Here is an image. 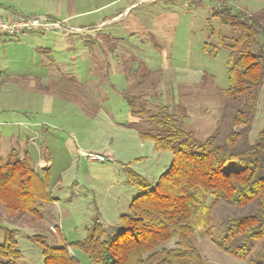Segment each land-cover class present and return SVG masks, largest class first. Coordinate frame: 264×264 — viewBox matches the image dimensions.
Wrapping results in <instances>:
<instances>
[{"label":"rangeland","instance_id":"1","mask_svg":"<svg viewBox=\"0 0 264 264\" xmlns=\"http://www.w3.org/2000/svg\"><path fill=\"white\" fill-rule=\"evenodd\" d=\"M0 5L54 15L68 28H88L35 31L0 42V73L11 75L9 82L0 81V112L3 106L19 108L27 122L35 114L43 124L31 128L5 119L10 124L0 125V137L14 131L21 141L10 145L0 138V158L7 159L14 147L21 156L29 153L39 172L51 168L52 200L40 203L39 215H0V242L1 227L17 229L26 264H43L41 247L28 235H44L49 245L59 246L85 238L96 220L119 227L120 215L140 194L128 183L123 165L151 184L170 167L171 152L158 151L152 140L140 137L139 131L150 128L131 114L128 96H143L152 113L165 106L182 112L184 127L202 140L217 129L225 132L233 106L220 95L229 87V51L222 36L235 33L213 12L221 6L249 15L264 11V0H0ZM6 14L0 10V16ZM52 72L57 78L46 81ZM141 100L138 108L144 107ZM263 126L264 88L253 141ZM107 149L113 159L108 156L104 163L83 154ZM232 211L221 202L215 218ZM196 246L207 264H248L218 250L201 229ZM71 251L79 264H93L82 250Z\"/></svg>","mask_w":264,"mask_h":264},{"label":"trees","instance_id":"2","mask_svg":"<svg viewBox=\"0 0 264 264\" xmlns=\"http://www.w3.org/2000/svg\"><path fill=\"white\" fill-rule=\"evenodd\" d=\"M0 9L14 17L35 16L10 6ZM213 15L235 33L222 36L229 51V87L220 95L233 106L228 128L202 140L184 127L187 116L182 112L165 106L152 113L143 96H128L131 114L142 117L150 128L138 130L140 137L152 140L158 151L171 152L170 167L151 184L123 165L128 183L140 194L132 199L128 213L120 215L116 229L96 220L85 238L59 246L49 245L44 235H28L41 247L43 264H79L72 248L85 252L93 264H207L196 246L199 229L221 252L248 264H264V126L251 139L264 88V11L249 15L221 6ZM99 26H92V31ZM140 100L144 107L138 108ZM50 170L39 172L29 153L21 156L16 148L7 159L0 158V215H39L40 203L52 200ZM221 202L233 211L216 220ZM1 231L0 264H26L18 230L3 226Z\"/></svg>","mask_w":264,"mask_h":264},{"label":"built area","instance_id":"3","mask_svg":"<svg viewBox=\"0 0 264 264\" xmlns=\"http://www.w3.org/2000/svg\"><path fill=\"white\" fill-rule=\"evenodd\" d=\"M66 30H71L70 32L83 31L81 28L75 29L65 27V22L45 15L29 17L0 16V39L16 38L23 33L35 31L50 32ZM84 156L90 162L104 163L108 161V157L101 153L84 152Z\"/></svg>","mask_w":264,"mask_h":264},{"label":"crops","instance_id":"4","mask_svg":"<svg viewBox=\"0 0 264 264\" xmlns=\"http://www.w3.org/2000/svg\"><path fill=\"white\" fill-rule=\"evenodd\" d=\"M10 7H12V6H10ZM14 8V7H13ZM1 10V9H0ZM1 11H3V10H1ZM20 11V10H19ZM7 14L5 15V17H8V16H12L9 12H6ZM23 14H25V13H23ZM25 15H31V14H25ZM33 15H36V14H33ZM118 16H116V18H117ZM81 27V26H80ZM83 31L85 30V29H83V27L81 28ZM24 34H26V33H24ZM23 34V35H24ZM41 34V33H40ZM19 38V37H18ZM14 39H16V38H14ZM2 40H4V39H1L0 40V42H2ZM49 75H51L50 77H48L47 78V80L46 81H49V80H52V79H55V78H57V76H56V74L55 73H48ZM10 76L11 75H9V74H2V73H0V81H4V82H9V80H11V78H10ZM52 78V79H51ZM44 86H42L43 88L44 87H47L48 85H49V83L47 84V86L45 85V84H43ZM47 107H49V104H48V106ZM48 110V109H47ZM17 112H19V115L17 116L16 114H17ZM26 112H28V111H26ZM49 113H50V111H48ZM28 113H30V112H28ZM24 110H21V109H19V108H15V107H9V106H3L2 107V110H1V112H0V118H2L3 120H2V122H1V124L0 125H7V124H10L8 121H6L5 119H9V120H11L10 122L12 123V120H18L19 121V123H15L14 125H16V126H22L23 125V123H26L29 127H31V128H35V127H40V126H42L41 124H39V123H41V122H39V121H37V119H35L36 118V115L34 114V117H33V119L32 118H30L29 117V121L30 122H27V117H26V119H24ZM26 120V121H25ZM26 127V126H25ZM5 140H6V142H8V144H10V145H16L17 143H19V141H21V139H20V136L16 133V132H12V133H10V132H7L5 135H3L2 136ZM2 137H0V138H2ZM26 137H27V144H29V140H31L32 139V137H30V135H26ZM34 138V137H33ZM10 148V150L11 149H14V147L13 148H11V147H9ZM39 148H37V150H38ZM9 150V151H10ZM41 150V149H40ZM99 153H101V154H104V155H106L107 157L109 156L110 157V159L112 160L113 159V156L110 154V152H109V149H107L106 151H101V152H99ZM84 154V153H83ZM44 161L45 160H41V163L43 164L44 163ZM47 165V164H46ZM123 170H125V168L123 167ZM143 176V175H142ZM106 228H109V229H116V228H118V226H116V227H113V226H111V225H109V224H107V223H103V222H101Z\"/></svg>","mask_w":264,"mask_h":264}]
</instances>
